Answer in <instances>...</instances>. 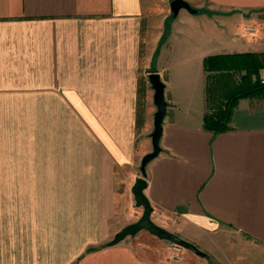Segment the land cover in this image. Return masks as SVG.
<instances>
[{
    "label": "crops",
    "instance_id": "obj_1",
    "mask_svg": "<svg viewBox=\"0 0 264 264\" xmlns=\"http://www.w3.org/2000/svg\"><path fill=\"white\" fill-rule=\"evenodd\" d=\"M172 1L0 0V264H264V96L203 123L205 58L264 54V0H184L200 12L168 23ZM152 73L167 114L144 192L204 257L145 230L110 246L142 217Z\"/></svg>",
    "mask_w": 264,
    "mask_h": 264
},
{
    "label": "trees",
    "instance_id": "obj_2",
    "mask_svg": "<svg viewBox=\"0 0 264 264\" xmlns=\"http://www.w3.org/2000/svg\"><path fill=\"white\" fill-rule=\"evenodd\" d=\"M173 17L169 18L171 22ZM170 27L166 29V33ZM207 74L204 129L214 135L230 130L234 110L244 98L264 96V54H234L205 58ZM240 76L237 80L236 77ZM216 84H211L212 78ZM211 84V85H210ZM232 85V86H231Z\"/></svg>",
    "mask_w": 264,
    "mask_h": 264
},
{
    "label": "water",
    "instance_id": "obj_3",
    "mask_svg": "<svg viewBox=\"0 0 264 264\" xmlns=\"http://www.w3.org/2000/svg\"><path fill=\"white\" fill-rule=\"evenodd\" d=\"M185 9L191 14H198L200 11L192 8L189 3L184 0H173L171 3V12L172 17L175 18L178 16L179 12ZM172 18V19H173ZM150 86L154 90V104L157 107V111L154 116V131L151 135L153 150L146 154L141 161V173L142 177L136 179L135 184L133 185L130 192H132L135 200V207L142 209V217L131 225L126 226L124 229L119 231L114 239L110 242V246L119 244L129 236H135L140 231H148L152 235L158 237L161 240L167 241L173 245L179 246L183 249L190 250L198 256H205L206 254L200 251L194 244L189 243L188 241L181 239L178 235L171 233L159 226L152 220L153 207L150 205L148 198L146 197L145 190L147 189V164L151 163L156 159L161 153L160 141L163 133V123L167 114V101L165 97V88L162 78L157 73H152L148 76Z\"/></svg>",
    "mask_w": 264,
    "mask_h": 264
},
{
    "label": "rangeland",
    "instance_id": "obj_4",
    "mask_svg": "<svg viewBox=\"0 0 264 264\" xmlns=\"http://www.w3.org/2000/svg\"><path fill=\"white\" fill-rule=\"evenodd\" d=\"M193 72H194V74L196 75L197 74V72H199V75H200V73H201V65H197V66H195L194 68H193V70H192ZM263 75H264V72H263ZM239 77L240 76H238L237 75V77H236V79L237 80H240L239 79ZM212 78V77H211ZM197 79H198V76L197 77H195V83H196V81H197ZM206 82H207V77H206ZM205 82V83H206ZM216 82V81H215ZM214 82V79L212 78V82H210L211 84H216ZM195 83H193L192 85H191V88H195L196 87V84ZM210 84V85H211ZM232 86V85H231ZM206 87H207V83H206ZM207 95H205V97H206ZM152 102H153V106L155 107V110H154V113H153V115H152V126H153V124H154V114L156 113V111H157V107L155 106V104H154V101H153V99H152ZM207 104H209L208 103V99H207V97H206V109H207ZM154 131V130H153ZM153 133V132H152ZM139 173H140V171H139ZM138 173V174H139ZM132 203H133V201H132ZM133 205V204H132ZM134 212H138V211H141L142 212V209H140V208H133L132 209ZM141 232V231H140ZM149 233V232H148ZM139 234V233H138ZM169 244V243H168ZM184 251H188V250H185V249H183Z\"/></svg>",
    "mask_w": 264,
    "mask_h": 264
},
{
    "label": "built area",
    "instance_id": "obj_5",
    "mask_svg": "<svg viewBox=\"0 0 264 264\" xmlns=\"http://www.w3.org/2000/svg\"><path fill=\"white\" fill-rule=\"evenodd\" d=\"M152 220L155 221V223H158L159 221H163V218L161 216L160 213H152ZM183 251V248L173 245L171 247V252H170V259H172L173 261H181L182 257L181 256V252Z\"/></svg>",
    "mask_w": 264,
    "mask_h": 264
}]
</instances>
